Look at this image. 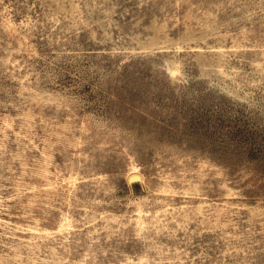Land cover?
Segmentation results:
<instances>
[{"label": "rangeland", "instance_id": "obj_1", "mask_svg": "<svg viewBox=\"0 0 264 264\" xmlns=\"http://www.w3.org/2000/svg\"><path fill=\"white\" fill-rule=\"evenodd\" d=\"M0 264H264V0H0Z\"/></svg>", "mask_w": 264, "mask_h": 264}, {"label": "bare ground", "instance_id": "obj_2", "mask_svg": "<svg viewBox=\"0 0 264 264\" xmlns=\"http://www.w3.org/2000/svg\"><path fill=\"white\" fill-rule=\"evenodd\" d=\"M130 181L132 182V179H130Z\"/></svg>", "mask_w": 264, "mask_h": 264}, {"label": "water", "instance_id": "obj_3", "mask_svg": "<svg viewBox=\"0 0 264 264\" xmlns=\"http://www.w3.org/2000/svg\"><path fill=\"white\" fill-rule=\"evenodd\" d=\"M131 182V181H130Z\"/></svg>", "mask_w": 264, "mask_h": 264}]
</instances>
